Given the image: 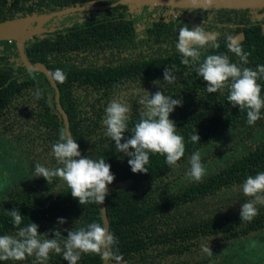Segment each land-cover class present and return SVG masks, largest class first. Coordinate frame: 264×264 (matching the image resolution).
<instances>
[{
  "label": "trees",
  "instance_id": "trees-1",
  "mask_svg": "<svg viewBox=\"0 0 264 264\" xmlns=\"http://www.w3.org/2000/svg\"><path fill=\"white\" fill-rule=\"evenodd\" d=\"M80 1L0 0V22L25 15L40 17ZM198 11L202 20L197 22L151 20L146 37L137 40L135 22L130 18L133 12L118 4L92 11L86 21L55 32L54 38L43 34L24 46L29 63H43L53 78L57 69L66 74L64 83L54 80L71 136L84 157H103L111 165L115 179L108 185L104 203L109 231L117 238L124 257L122 264H210V260L245 264L258 250L257 244L264 246V206L257 205L259 214L252 221L240 220L241 206L250 199L241 185L247 176L264 171V108L262 118L248 125L246 110L231 106L227 90L207 92L206 82L191 66L181 64L176 49L180 26H200L219 44L216 49H201V61L210 54H227L231 62L238 63L229 45L240 46L251 53L245 66L255 70L264 65V9ZM16 57L15 50L0 52V144L2 153L19 167L20 179L23 173L26 179L9 183L0 196V234H15L17 229L6 211L18 209L24 216L21 227L34 222L39 234L54 238L53 232L59 231L63 239L65 229L91 222L102 224L100 212L95 203L79 205L59 178L48 184L42 176L33 175L36 163L49 168L62 166L51 146L64 126L53 95H48L51 89L46 79L41 74L21 76L29 71L15 64L19 62ZM165 67L172 68L176 76L171 83L164 81ZM258 83L264 96V79ZM133 84L149 93L162 91L182 100V106L175 107L169 116L186 146L177 166L170 168L164 156L150 153L149 172L133 173L130 157L118 152L114 141L105 136L104 110L113 98H123L132 105L124 135L132 134L140 118L137 101L126 92ZM194 131L200 142L190 140ZM197 150L207 175L193 182L186 173ZM59 218L65 223L59 224ZM207 242L213 252L210 258L200 251V245ZM33 260L28 257L17 264H33ZM101 261L99 256L82 254L78 264ZM48 264L67 261L62 253H52Z\"/></svg>",
  "mask_w": 264,
  "mask_h": 264
},
{
  "label": "clouds",
  "instance_id": "clouds-1",
  "mask_svg": "<svg viewBox=\"0 0 264 264\" xmlns=\"http://www.w3.org/2000/svg\"><path fill=\"white\" fill-rule=\"evenodd\" d=\"M232 39L228 37V40ZM208 47L216 49L219 44L202 27L190 28L186 24L179 27L176 49L182 57L181 64L191 66L196 75L206 82L207 92L223 93L227 90V101L232 107L246 110L247 124L254 125L262 118L261 109L264 108V96L258 83L264 79V65H257L255 70L246 67L251 53L245 52L240 46L231 45L229 51L238 58V63L231 62L227 54H210L201 61V49ZM172 73V68L165 67L164 81L173 82L176 76ZM66 78L62 70L55 71L54 79L58 83H64ZM136 94L139 96L137 111L140 118L132 127V134L127 138L124 135L128 132L132 105L123 98H113L104 110L102 125L105 136L114 141L118 152L130 157L128 164L133 173L149 172L146 165L150 162V153L164 156L170 168L177 166L185 154L186 146L184 137L177 134L175 123L169 116L175 107L182 106V100L172 99V96L162 91L149 93L143 88L142 94L140 91ZM190 140L193 143L200 142V137L194 131ZM51 147L53 156L62 166L49 168L36 163L33 175L42 176L48 184L53 178H59L79 205L103 204L108 195V185L115 179L111 165L103 157L78 159L81 157L80 146L64 131L60 132L59 139ZM189 164L186 176L193 182L202 181L207 169L202 163L200 151L193 152ZM241 190L250 199L241 206L240 220L250 222L259 214L257 205L264 206V171L247 176ZM6 212L17 231L15 234H0V261L17 264L34 257L33 264H48L52 253H62L67 264H78L82 254H93L113 264H122L124 260L117 247V238L99 222L65 229L67 236L63 239L59 231L53 232L54 238H47L48 234L38 233V225L34 222L21 227L24 216L18 209ZM57 222L63 224L65 220L59 218ZM200 251L209 258L213 256L209 242L202 243ZM210 264H216V261L210 260Z\"/></svg>",
  "mask_w": 264,
  "mask_h": 264
},
{
  "label": "water",
  "instance_id": "water-1",
  "mask_svg": "<svg viewBox=\"0 0 264 264\" xmlns=\"http://www.w3.org/2000/svg\"><path fill=\"white\" fill-rule=\"evenodd\" d=\"M106 1V0H100ZM127 5L131 12L139 11L146 7L153 8L155 6H169L179 8H210V9H264V0H114L113 3L104 6L81 7L79 4L64 8L62 10L53 11L43 16L25 15L17 16L0 22V42H14L16 54L19 64L30 72L41 73L47 80L54 94V103L56 110L63 121L64 132L71 136L69 128V120L66 112L60 104V92L53 78L52 72L40 62L29 63L25 54V43L36 36H42L47 30L44 25L52 17L69 14L76 10L88 8L104 9L115 5ZM72 137V136H71ZM84 155L81 153V157ZM102 226L109 230V221L106 214L105 203L99 204ZM101 264H108V261H101Z\"/></svg>",
  "mask_w": 264,
  "mask_h": 264
},
{
  "label": "flooded vegetation",
  "instance_id": "flooded-vegetation-1",
  "mask_svg": "<svg viewBox=\"0 0 264 264\" xmlns=\"http://www.w3.org/2000/svg\"><path fill=\"white\" fill-rule=\"evenodd\" d=\"M100 2H101L100 0H82V1L78 2L76 5L79 4L83 8L95 7V6H104V5H101ZM76 5H74V6H76ZM105 5H107V4H105ZM104 9H106V8H104ZM148 9H151V8L145 6L144 8H142V10H139L138 13L133 12V14L130 15V18L135 22V31H136V39L137 40L138 39L139 40L144 39L146 37V25L151 20H154L157 18H162L166 21H168V20H172V21H190V20H193L194 22H197V20H202L199 18L201 11H198V10L210 9V8H179V7H169V6H155L152 8L151 11H148ZM60 10H62V9H60ZM94 10H103V9L88 8V9H83V10H76V11L71 12L69 14H62V15L52 17L51 19H49L45 23L44 27L47 30L43 34H44V36L50 35V37L53 36L52 38H54L55 32H61L65 28L72 26L75 22L82 23V22L86 21L91 16V12ZM240 10H244V9H240ZM55 11H58V10H55ZM36 37H41V36H36ZM14 62H15V64H19V62H17V60ZM26 74H27V76L31 75V76L36 77V76L40 75L41 73L29 71V72L22 73L21 76L24 77ZM42 76H41V78L44 77V76L43 77ZM138 91H140V92L142 91V89L139 88L138 84H135V85L133 84L126 89L127 94L133 95L135 101H137L139 99V96L136 94ZM51 94L53 95V98H54V94H53L52 89H51V91L49 90V92H48V95H51ZM0 146H1V144H0ZM2 151H3V148H2ZM4 190H7V187L0 191L1 192L0 196H2L5 193Z\"/></svg>",
  "mask_w": 264,
  "mask_h": 264
},
{
  "label": "rangeland",
  "instance_id": "rangeland-1",
  "mask_svg": "<svg viewBox=\"0 0 264 264\" xmlns=\"http://www.w3.org/2000/svg\"><path fill=\"white\" fill-rule=\"evenodd\" d=\"M151 10L152 9H148V11H151ZM136 12L138 13L139 11H136ZM257 17L260 18L261 16L258 15ZM237 39H239V37L233 40V43ZM6 49H11L14 52L15 50L14 42L13 41L0 42V52ZM15 53H16V50H15ZM2 152H3L2 147L0 146V191L6 188L9 183H14L15 181L18 182V180L20 181V180L26 179L25 173H23L24 178L20 179L19 167L15 165L13 162H11L5 154H2ZM257 246L259 247L258 250L256 249V251L252 254L250 258V262L249 263L246 262L245 264H264V246L260 244H257ZM259 250H262V251H259Z\"/></svg>",
  "mask_w": 264,
  "mask_h": 264
}]
</instances>
